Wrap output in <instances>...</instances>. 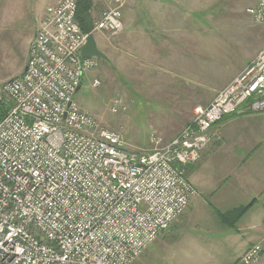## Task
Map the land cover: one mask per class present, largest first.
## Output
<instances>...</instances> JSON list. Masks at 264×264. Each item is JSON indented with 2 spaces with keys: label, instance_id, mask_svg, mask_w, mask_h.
<instances>
[{
  "label": "built area",
  "instance_id": "2783aa9c",
  "mask_svg": "<svg viewBox=\"0 0 264 264\" xmlns=\"http://www.w3.org/2000/svg\"><path fill=\"white\" fill-rule=\"evenodd\" d=\"M127 0H109L85 33L76 0L47 5L21 72L0 86V264H137V259L189 205L194 190L183 165L196 162L223 116L264 112V47L168 142L130 150L73 100L96 57H82L88 34L123 29ZM246 12L264 22V0ZM93 86L98 80H93ZM111 110L123 109L116 98ZM259 242L240 256L256 263Z\"/></svg>",
  "mask_w": 264,
  "mask_h": 264
},
{
  "label": "rangeland",
  "instance_id": "374dc122",
  "mask_svg": "<svg viewBox=\"0 0 264 264\" xmlns=\"http://www.w3.org/2000/svg\"><path fill=\"white\" fill-rule=\"evenodd\" d=\"M105 1L107 5L109 0ZM47 2L0 0V86L22 71L41 17L36 16V9L42 11ZM145 3L151 11V0ZM254 3V0H192V7L186 8V22L191 23L188 34L181 40L179 37L177 43L185 51V60L176 61L177 67L172 70L170 66L167 73L159 71L157 77L152 76V61L139 62L128 54L129 44L136 48L135 36L129 44L113 43V46L108 44L112 37L94 33L98 48L110 60L97 58V65L85 71L72 100L90 112L100 126L120 133L130 150L148 148L152 132L162 141L170 139L191 119L196 104L210 101L219 90L216 88L234 73L239 74L264 47V22H256L246 12ZM93 4L100 11L104 8L100 0H93ZM95 79L98 84L93 86ZM116 98L122 99L124 107L113 112L111 107ZM201 155L202 151L199 159L188 166L204 163ZM184 173L194 190L190 206L184 212L186 216L183 213L159 234L141 253L137 264H175L177 260L189 262L191 257L203 260L202 248L197 244L189 245V254L175 252V243L181 241H174L175 235L183 229L195 240L215 238L218 250L230 251L225 242L219 241L218 234H212L227 229L218 216L225 211L194 197L197 190L190 182L193 171ZM239 258L233 264H239Z\"/></svg>",
  "mask_w": 264,
  "mask_h": 264
},
{
  "label": "crops",
  "instance_id": "0c3cea01",
  "mask_svg": "<svg viewBox=\"0 0 264 264\" xmlns=\"http://www.w3.org/2000/svg\"><path fill=\"white\" fill-rule=\"evenodd\" d=\"M57 1L49 0L46 6ZM100 2L105 8L106 1ZM151 2L150 11L145 0H134V3L127 0L122 8L123 32L112 37L108 44H129L135 36L136 48L134 44H129L126 47L128 54L139 62L152 61V76L157 77L159 71L166 72L170 66L174 70L176 61L185 60V51L178 48L177 43L179 37L181 40L183 35L188 34L187 27L191 23L188 25L186 22V8L192 7V0ZM95 6L92 15L96 19L104 8L100 11ZM45 7L42 11L37 8L36 16L42 15ZM107 59L110 60L109 57ZM236 74L216 89L225 86ZM209 133L210 139L201 150L204 163L195 164L189 170L190 173L193 171L190 182L197 190L194 197H200L202 203L218 206L225 212L232 208L249 207L234 223V227L225 224L227 229L223 232H212L218 234L221 238L219 241L225 242L230 251L218 250L215 238L195 240L187 236V231L183 229L179 235H175L177 238L174 241L181 239L175 243V252L185 251L189 254V245L197 244L202 248L200 253L203 260L191 257L189 262L177 260L175 264H233L251 244L257 242L261 244L262 252L254 264H264V112L244 110L227 114L212 125ZM171 246L168 245L169 248Z\"/></svg>",
  "mask_w": 264,
  "mask_h": 264
},
{
  "label": "trees",
  "instance_id": "16d2710c",
  "mask_svg": "<svg viewBox=\"0 0 264 264\" xmlns=\"http://www.w3.org/2000/svg\"><path fill=\"white\" fill-rule=\"evenodd\" d=\"M93 6H94L93 0H76V13H75V18H76V21L79 24L81 30L83 32H85V33L90 32L92 30V27H93V22L95 20V17L92 15ZM104 60H107V57L105 59H103V61ZM220 89H221V87H220ZM216 91H218V90H216ZM212 98L210 99V101L212 100ZM9 106L10 105L7 104L5 101L4 102L3 101L1 102V105H0V119L4 116L5 112L9 108ZM191 119H192V117H191ZM191 119L186 123L185 126H187L188 124L191 123ZM180 131L176 135L172 136L170 139H168L166 141H162V142L170 141L171 139H173L174 137H176L180 133ZM150 146H151V143H150V140H149V144L147 146L148 148H146V149H140V150L141 151L147 150V149L150 148ZM182 168L184 169V171H188V170L191 169V167H189L188 164L183 165ZM248 207H249V205L242 206V207H237V208H232V209L227 210L226 212H219L218 213V216L220 218V221L223 223V225L226 224L229 227H234V225H235L234 223L239 219V217L245 212V210ZM230 218H232V220H230Z\"/></svg>",
  "mask_w": 264,
  "mask_h": 264
},
{
  "label": "water",
  "instance_id": "95a60500",
  "mask_svg": "<svg viewBox=\"0 0 264 264\" xmlns=\"http://www.w3.org/2000/svg\"><path fill=\"white\" fill-rule=\"evenodd\" d=\"M82 57H96L98 59H105L106 55L98 48L93 34H88L85 43L80 48ZM79 89V86L76 88Z\"/></svg>",
  "mask_w": 264,
  "mask_h": 264
}]
</instances>
